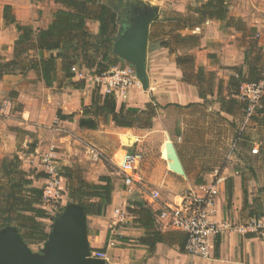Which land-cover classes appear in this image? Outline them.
I'll return each instance as SVG.
<instances>
[{
    "label": "crops",
    "instance_id": "1",
    "mask_svg": "<svg viewBox=\"0 0 264 264\" xmlns=\"http://www.w3.org/2000/svg\"><path fill=\"white\" fill-rule=\"evenodd\" d=\"M102 1L104 2V0ZM168 1L169 0H157V3L163 4ZM171 1L172 5H169V8L173 9L176 16L192 15L193 11L207 2V0H197L198 4L195 3L194 5H190L189 0ZM147 2L151 3V0H147ZM229 4L230 16L241 18L245 23L254 27L256 31L262 29L264 26V0H230ZM7 5L12 6L18 23L24 26H32L35 30L45 29L49 26L52 21V15L59 9V5L56 4L54 0H0V57L11 60L14 43L18 39L19 34L15 26H6L4 23L3 9ZM92 25L94 33L97 34L99 24L93 22ZM223 26L221 22L216 20H208L192 30H179V33L182 37H196L192 42L182 41L183 45H185L183 47L184 50L188 51L186 55H191L195 59V72H197L199 68H203L206 72L213 73L215 75V80L218 76V79L229 82L228 80L236 75L234 69L241 68V65L244 63L245 47L242 45V41L237 40L241 37L240 33H237V31L232 28L222 29ZM151 34V28H149L146 61L149 91L143 90L140 84L135 83L127 90L124 98H116V101L118 109L124 106L125 110H134L138 112L143 111L146 109L145 107L147 104L152 103L162 108V114H158L156 111V116L152 121L151 128H140L139 125L133 128L152 130L154 132L161 131L162 136H164V134H168V131H165L167 130L165 129L166 127L161 126V123H165L162 120L163 115H167L169 110L176 107H187L189 105H195L199 109H203L207 117L208 115L211 116L210 113L215 110L225 117H235V115H228L221 111L220 103L217 101L219 89L217 87L215 88V85L213 95H208L206 99H202L198 87L195 84L184 81V72L176 62L177 57L180 55H175L174 51L171 50L172 46L166 47L162 45V43H151ZM260 45L264 46L263 42H260ZM79 79V77H75L74 81L84 84V81ZM219 81L220 80H218V83ZM86 82L85 84L87 87H85L83 91L76 89L77 91L75 92L79 95L81 93H88V98L91 100L88 88L89 86L91 87L92 82L89 79ZM42 88L47 90L53 89L47 88L38 74L33 71L29 72L26 76H6L0 81V160L3 158V155L6 154L4 150V141H8V144H5L9 146L11 152L13 151L11 147H14L17 141L16 133L11 131L8 126L21 127L20 129L24 131L32 132L36 131L35 128L37 126L45 125L46 119L42 118L39 112L42 102L40 97V90ZM68 91L69 90L64 89L63 93L66 94ZM10 95L13 97L12 99H10ZM230 97L229 91V97H227V99ZM15 102L20 106L18 116L10 114L12 109L11 106H13ZM88 102L89 100L86 99L85 105H88ZM256 117L260 116L257 115ZM247 120L250 119L248 118ZM256 121L257 120H254L252 123H256ZM111 124H113V121L110 122V126ZM75 126L79 128V121L75 122ZM117 130H132V128L116 127L114 131L106 129V132H104V130L101 131L96 129L93 131L87 130L86 132H93L95 133L94 135L99 136L100 133H116ZM134 140L135 144L129 146L128 149L133 150L137 147L139 137H135ZM169 140L170 139H168V141ZM227 140L229 147H231V145L238 147L242 145L243 141H246L239 137L238 139L232 138ZM168 141L162 146L161 157L166 162L168 170L171 172L165 149ZM244 143L246 145L255 144V147H259L257 143H253V141L249 139L247 143ZM125 151L127 150L121 149L118 152L121 154ZM118 152L114 156L115 159ZM230 156H232L230 159H233V153H230ZM117 161L118 160L114 163L117 164ZM180 161L186 173L187 169L181 158ZM97 167H99L98 175L105 176L106 167L102 163L97 164ZM218 170L219 168H217L215 172H219ZM171 173V176H167L169 179L167 181V187L163 186L162 179H157V181H155L156 187H162V191L164 188L167 189L168 186L180 187L182 182L176 178L177 176H175L173 172ZM219 173L221 176V184L216 220L220 222L230 221L237 224L252 219H242L241 215L242 191L246 189L243 180H240V177L233 176L226 178L225 175L233 174L229 171L228 167L223 168ZM235 174H238V172H235ZM90 179L92 183H98L95 177H91ZM143 182L142 187L147 189V183H145L144 178ZM43 184L42 180L34 181L35 187L42 188ZM198 185L199 184H196L190 190H193ZM228 185L232 186L231 204L233 203V206H230L231 208L226 204V202H229ZM158 187L157 189H147L148 192L144 193L145 195L143 197V204L145 203L146 208L150 209L154 216H156L155 227L156 230L161 233V241H150V243H153L152 247L142 241L147 237V232L142 228L140 223L136 221L137 217L128 212V208L131 206L128 202L131 192L126 191L123 185L115 189L112 197V204L108 206L106 210L107 217L102 218L107 220L106 218L112 217L113 222L115 220V210H120L128 215L126 222L118 224L115 227V234L112 233L111 221L107 220L109 222V227L97 229L93 237L89 235L90 226L87 224L90 247L92 250H101L105 248V252L109 258L107 264H264V233H249L244 236L238 232H232L222 237H217L214 240L213 256L211 259L194 257L186 253V235L176 230L163 229L161 222H159L157 218V214L163 205L177 204L181 201V196L183 195H172L169 198H164L162 191ZM139 188L140 187H137L135 190ZM152 191L160 192L161 200L158 204L147 205L146 199L148 194ZM94 220L98 222L100 219L98 217ZM260 221L264 224V217H262ZM110 242H114V246H109Z\"/></svg>",
    "mask_w": 264,
    "mask_h": 264
},
{
    "label": "rangeland",
    "instance_id": "2",
    "mask_svg": "<svg viewBox=\"0 0 264 264\" xmlns=\"http://www.w3.org/2000/svg\"><path fill=\"white\" fill-rule=\"evenodd\" d=\"M104 1L117 5V0ZM123 1L126 2L127 0ZM141 1L145 3V7L149 6L150 8H157L159 10L154 22L150 25L152 32L151 43L160 44L169 41L171 43L169 47L172 46L171 50L174 51L175 55L183 56L188 54V51L183 48L185 45L175 39L177 36H181L179 30L175 29L176 24L169 20L176 17L173 9L169 8V5H172V1L169 0L167 3L163 4H158L157 0H151L152 4L147 2V0ZM189 2L190 5H194L195 3L198 4L197 0H189ZM121 7L125 13L124 16L120 14V24H122L121 22L124 18H126L128 22L135 17L134 10L137 8L135 3H128V7L123 4ZM237 19L242 20L241 18ZM92 23L93 22L89 23V29L94 33ZM245 24L247 28L245 34L237 31V33L241 34V37L237 40L242 41V45L245 47L244 54L246 59L241 67H243L244 70H248L245 63L258 60V64L261 65V70H264V46L260 45V42L264 44V26L260 31H256L254 27L247 23ZM250 44H252V48H250ZM123 65L129 64L123 61ZM87 74L92 75L94 73ZM218 78L217 76L215 80V88L217 87L219 89L217 101L221 98L227 99L230 89L229 82ZM218 80H220L219 83ZM81 81H84V84L87 83L85 80ZM135 83L140 84L138 79L134 81V84ZM80 84L82 85L83 83L80 82ZM83 85L79 90L83 91V89L87 87L86 84L85 86ZM96 88L97 87L92 84L91 87L89 86L88 88L91 100L88 98V93H81L80 95L76 93L75 91L77 90L72 88L68 82L63 83L61 81L52 90L42 88L40 90L42 102L39 112L40 116L46 119L45 125L37 126L35 128L36 131L32 132L24 131L20 129L21 127L8 126L11 131L16 133L17 141L14 147H11L13 149L12 152L7 145L8 141H4V150L6 154L3 155L0 162L4 159L11 158L13 155H18L21 160L22 169L28 172L32 177L38 174L48 176L45 172L44 159L49 157L53 161V166L57 168L59 174L65 173L64 168L79 170L83 178L90 183H92L91 177H95L96 181L98 180L99 183V179L102 176L98 175L99 167H97V164L102 163L106 167L105 176L112 179L115 191L117 187H122V176L114 162L118 160L119 157L117 156H120V152L118 151L124 149L137 152L143 156L140 173L145 179V183H147L148 190L157 189L158 186L156 187L155 181H157V179H162L163 186L167 187V181L169 180L167 176H171L172 174L168 170L166 162L161 157L162 146L170 139L174 143L187 171L185 177L175 174V176H177L176 178L182 182L180 187L168 186V188H164L163 191L162 187H158L162 191L164 198H169L172 195H184L197 184V180H210L214 176L217 168H219L218 171L221 172L223 168L228 167L229 171L233 174L225 175V177H240V180H243L246 188L245 191H242V219L251 218V216L254 218L262 217V215H264V107L263 109H257L256 113H252L253 115L250 117L239 110L236 111L235 117H225L216 110L212 111L210 113L211 116L208 115L207 117L203 109H199L195 105L176 107L169 110L167 115H163L162 117L165 123H161V126L166 127L165 129L167 130L165 131H168V134H164V136H162L161 131L154 132L152 130H143L139 128L122 131L117 130L116 133H104L106 129L114 131L116 126L114 123L110 126V122L112 121L111 118H100L98 130H104V132L97 136L94 135L95 133L93 132H86L87 129H81L75 126V122L79 121L83 114V106L91 107L92 93ZM64 89L69 91L65 94L63 93ZM99 92L101 93L100 90ZM124 95L118 94L115 98H124ZM9 97L10 99L13 98L11 95ZM86 99L89 100L88 105H85ZM19 107V104L15 102L14 105L11 106L12 109L10 114L18 116ZM58 111H61L64 116L74 115L73 121L59 120L57 117ZM161 111L162 108L157 109L158 114H162ZM257 115L260 117H256ZM248 118L250 120H247ZM254 120H257L256 123H252ZM141 124H143V122H141ZM138 125H140V122L135 124L136 127ZM124 135L139 137L137 147L133 150L128 149L130 144L123 142L121 139ZM238 137L246 141H243L242 145L238 147H234V145L229 147L227 139H238ZM248 139L258 144V155L252 153L255 144L246 145L244 143H247ZM117 152L118 154L115 159L114 156ZM95 153H97L98 159L93 157ZM230 153H233V159H230V157H232ZM235 172H238V174H235ZM47 178L48 177L39 179L44 183L42 188H44ZM33 180L35 179L33 178ZM64 188L66 191L62 203L45 204L50 219H45L42 222L45 224L46 231L49 234L52 233L55 221L63 213V209L69 204V198L67 197V180L64 182ZM147 189L143 187L136 190L133 189L129 194L130 198L128 202L130 204L137 203L143 205V197L145 195L144 193L148 192ZM226 204L228 205V202H226ZM231 206H233V203ZM104 217H107V213L99 217L100 220H98V222L94 220L98 217H87V224L90 226L89 235L93 237L97 229L109 227L108 221H111V224L113 218L108 217L106 218L107 221L102 219ZM250 220L248 219L245 222L237 223V225H247ZM22 240L24 241L23 238ZM46 242L33 245L25 243L31 253L44 256L43 250L45 249Z\"/></svg>",
    "mask_w": 264,
    "mask_h": 264
},
{
    "label": "trees",
    "instance_id": "3",
    "mask_svg": "<svg viewBox=\"0 0 264 264\" xmlns=\"http://www.w3.org/2000/svg\"><path fill=\"white\" fill-rule=\"evenodd\" d=\"M54 1L59 5V9L53 13L49 26L38 30L18 23L12 6L4 7V23L6 26H15L19 37L14 43L12 59L0 57V81L6 76H26L33 71L47 88H54L62 81L68 82L74 89H80L83 84L74 82V69L100 75L123 64L114 52V44L120 36V14L116 10L102 0ZM229 2L230 0H207L193 11L192 15H177L169 20L176 24L177 30H192L208 20H216L224 25L222 29L232 28L245 34L247 29L245 22L229 15ZM90 22L99 24L97 34L90 31ZM175 39L178 42H192L196 37L177 36ZM170 44L162 43L166 47ZM176 62L184 72V81L195 84L202 99L213 95L215 85L213 73H208L203 68L195 72V59L191 55L178 56ZM258 63V60L245 63L248 70H244L243 67L234 69L236 75L229 81L231 97L219 100L222 112L235 115L239 110L246 114L248 104L239 100L238 96L244 83L257 82L262 78L264 70H261ZM158 108L161 107L149 103L146 110L139 112L125 110L124 106L118 109L115 95H102L96 88L92 93L91 107L83 106L79 128L96 130L100 118H111L117 128H133L138 122L140 128H151ZM57 117L62 121H73L74 115L64 116L58 111ZM64 171V174L59 175L68 181L69 204L82 206L87 217L104 216L107 207L112 204L114 192L112 179L102 176L99 183L95 184L86 181L79 170L64 168ZM46 177L44 174L35 177L28 174L22 169L18 155L0 162V231L14 228L29 245L48 240L49 233L42 221L50 219V215L43 202V188L34 186L35 180ZM202 183L204 180H197V184ZM228 187V205L231 206L232 186ZM128 212L136 216V221L146 230L147 237L142 240L144 243L152 247L151 240L161 241V233L155 227L156 216L146 208L145 203L131 204ZM262 217L251 216L257 220ZM100 251H105V248Z\"/></svg>",
    "mask_w": 264,
    "mask_h": 264
},
{
    "label": "built area",
    "instance_id": "4",
    "mask_svg": "<svg viewBox=\"0 0 264 264\" xmlns=\"http://www.w3.org/2000/svg\"><path fill=\"white\" fill-rule=\"evenodd\" d=\"M75 77L87 81L88 79L104 95L125 94L137 80L136 73L130 65H119L107 73L91 75L74 69ZM238 99L248 104L246 114L250 117L257 109L264 107V73L257 82L244 83L240 88ZM253 113V114H252ZM254 155L259 154V148L252 149ZM98 159L97 153L93 156ZM143 156L137 152H122L118 158L116 167L122 176V185L126 191L131 192L137 187L143 186V178L140 175V167ZM45 172L48 178L43 188L44 204L62 203L65 198L64 178H62L51 158L44 159ZM221 176L215 172L210 180L199 184L193 190L181 196L177 204H165L157 214L163 229L176 230L186 235L185 252L194 257L211 259L213 256L214 240L232 232L241 235L249 233H264L262 221L252 219L247 225H237L230 221L220 222L216 220L217 207L220 198ZM161 200L158 191H152L146 199L147 205H155ZM127 214L115 210V220L112 222V233L115 227L126 222ZM109 246H114L110 242ZM92 257L109 262L105 251L92 250Z\"/></svg>",
    "mask_w": 264,
    "mask_h": 264
},
{
    "label": "water",
    "instance_id": "5",
    "mask_svg": "<svg viewBox=\"0 0 264 264\" xmlns=\"http://www.w3.org/2000/svg\"><path fill=\"white\" fill-rule=\"evenodd\" d=\"M124 16L123 4L135 3V17L120 24V36L114 44L115 54L134 68L143 90L149 89L146 72L149 28L156 18L157 8L145 7L141 0H117V5L105 2ZM121 5V6H120ZM145 7V8H144ZM144 8V9H143ZM122 141L133 146L135 137L122 136ZM169 168L178 176H186L174 143H166ZM44 256L30 252L14 228L0 231V264H107L105 260L92 257L87 229V215L82 206L70 203L53 225L52 233L45 244Z\"/></svg>",
    "mask_w": 264,
    "mask_h": 264
},
{
    "label": "bare ground",
    "instance_id": "6",
    "mask_svg": "<svg viewBox=\"0 0 264 264\" xmlns=\"http://www.w3.org/2000/svg\"><path fill=\"white\" fill-rule=\"evenodd\" d=\"M127 137H129V136H127ZM134 141H135V140H133V143H134ZM165 149H166V146H165ZM166 155H167V156H166V157H167V160L169 161V159H168V152H167V150H166ZM169 163H170V161H169Z\"/></svg>",
    "mask_w": 264,
    "mask_h": 264
}]
</instances>
